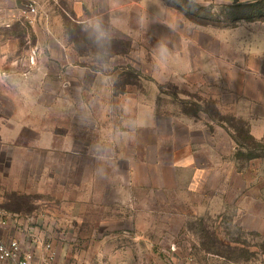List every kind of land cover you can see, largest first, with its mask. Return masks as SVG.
I'll use <instances>...</instances> for the list:
<instances>
[{
  "label": "rangeland",
  "instance_id": "rangeland-1",
  "mask_svg": "<svg viewBox=\"0 0 264 264\" xmlns=\"http://www.w3.org/2000/svg\"><path fill=\"white\" fill-rule=\"evenodd\" d=\"M65 1L40 0L31 16L21 0H0V130L9 140L24 125L16 145L0 147V215L8 221L3 240L16 239L23 252L41 259L50 244V264H264V140L239 147L232 140L233 126L248 127L238 116L249 109L241 96L264 101V93L257 94L263 84L246 80L251 49L264 48V0L195 6L162 0L174 10L168 14L152 2L146 26L136 8L133 35L115 36L103 68L117 72V92H134L176 116L211 120L214 130L209 159L206 147L199 154L204 169L192 179L197 184L186 183L190 171L179 172L177 200L164 203L165 194L144 187L127 193L122 165L118 183L102 194L116 204H67L71 194L62 187L86 179L82 165L48 160L32 146L45 137L48 121L62 126L69 94L75 105L96 108L100 99L79 96L62 75L65 56L89 59L81 63L90 76L104 72L80 24L57 19L65 15ZM161 41L170 50L163 58L155 51ZM184 57H192L195 74L184 71ZM261 63L264 72V55ZM107 177L102 172L90 182L105 192Z\"/></svg>",
  "mask_w": 264,
  "mask_h": 264
},
{
  "label": "crops",
  "instance_id": "crops-1",
  "mask_svg": "<svg viewBox=\"0 0 264 264\" xmlns=\"http://www.w3.org/2000/svg\"><path fill=\"white\" fill-rule=\"evenodd\" d=\"M234 1L236 0H230L228 3ZM65 2L67 5L65 15L57 19L61 21L68 19L81 24L88 12L100 13L105 17H114L112 23L115 36H132L135 9L142 12L146 0H66ZM152 2L155 3V0H147L148 18L151 14ZM59 26L61 33L65 31L63 25ZM245 32L249 33L246 30ZM69 49L67 48L68 51ZM250 55L254 58L251 63L253 67L249 68L250 72L247 71L246 80H254L258 85L263 84L258 88L259 93H257L263 95L264 72L260 67L264 55L262 44H256L251 49ZM191 58L190 62L187 57L183 58V64L187 69L184 71L195 74L198 71L195 70L197 65L193 68ZM76 59L78 60L76 62L70 61L65 56L61 61L62 75L68 84L67 87L77 91L79 96L100 98L98 105L94 108L83 101L75 105V100L71 99L69 94V101L66 100L68 111L65 113L62 126L55 121H48L45 137L32 144L36 149L45 150L48 160H62L64 164L67 161H76L85 170L86 179L62 187L64 193L71 194L67 204H78L77 201H84L87 204H116V201L112 203V199L105 202L108 197L102 194L109 192L114 180L118 183L119 169L122 165L126 170L124 175L126 185H124L127 193L129 190L132 192L136 187H144L151 193L159 191L165 194L164 203L177 200L174 194L183 192V180L180 177L184 169L191 172L186 183L197 184L192 179L204 169L198 164L199 154L205 149L203 147H206V156L209 159L207 149L210 148L212 152L214 150L213 122L190 116H176L154 101L136 97L134 92L129 90L117 92L115 88L117 72L109 73L111 79L101 70L94 71L90 76L81 63L89 59L82 57ZM250 59L247 62H250ZM227 64L230 65L229 62ZM88 79L91 80L89 83H87ZM67 93H69L68 89ZM241 97L249 109L238 116L247 122L249 133L255 140H264L262 96L242 95ZM85 117L86 123L83 122ZM23 126L20 122L14 137L9 140L0 130V147L16 145L15 140L17 135L21 134ZM198 135L206 137L204 140H199ZM228 138L231 139L230 136ZM10 159L15 158L12 156ZM78 164L73 165L72 168ZM102 172L108 175L105 192L104 189L97 188L90 182L91 177L97 181ZM140 173H145L148 178H156L152 181L149 178L147 183H142L137 179ZM84 193L88 196H83Z\"/></svg>",
  "mask_w": 264,
  "mask_h": 264
},
{
  "label": "clouds",
  "instance_id": "clouds-1",
  "mask_svg": "<svg viewBox=\"0 0 264 264\" xmlns=\"http://www.w3.org/2000/svg\"><path fill=\"white\" fill-rule=\"evenodd\" d=\"M223 2L228 3L230 0H223ZM199 3H201V0H188V4L190 6H195ZM155 5L161 12H164L165 14L174 11L166 8L162 4V0H155ZM147 6L146 0L145 8L142 10L141 14V21L143 22L141 27L146 26L148 23ZM113 19L114 17H105L100 13L88 12L84 22L80 24L81 31L84 33L85 38L89 41L92 48L94 49L95 58L99 62L98 66L107 75H109L110 79L111 76L109 73L111 72V68L104 69L103 64L105 61H110L111 59L109 53L111 51L112 41L115 39V30L112 23ZM188 25L195 26V24H193L191 21H188ZM155 51L162 58L168 56L170 52L168 44L163 41H161L155 47ZM125 111H127V109H125ZM83 122H87L86 117L84 118Z\"/></svg>",
  "mask_w": 264,
  "mask_h": 264
},
{
  "label": "built area",
  "instance_id": "built-area-1",
  "mask_svg": "<svg viewBox=\"0 0 264 264\" xmlns=\"http://www.w3.org/2000/svg\"><path fill=\"white\" fill-rule=\"evenodd\" d=\"M26 7L28 15L35 16L38 13L40 0H21ZM8 226V221L4 215H0V262H11L13 264H50L55 254L52 246L47 244L46 257L36 258L33 251H22L21 244L16 239L3 240V233Z\"/></svg>",
  "mask_w": 264,
  "mask_h": 264
},
{
  "label": "trees",
  "instance_id": "trees-1",
  "mask_svg": "<svg viewBox=\"0 0 264 264\" xmlns=\"http://www.w3.org/2000/svg\"><path fill=\"white\" fill-rule=\"evenodd\" d=\"M245 127V128H244ZM234 129V136L232 135V140H234L237 144V147L242 146L238 142L242 143H254L256 142L255 139L250 135L249 129L247 126L241 127L240 129L233 126Z\"/></svg>",
  "mask_w": 264,
  "mask_h": 264
}]
</instances>
